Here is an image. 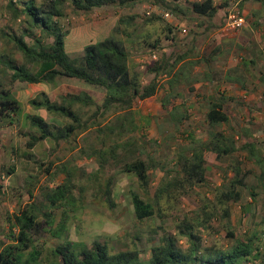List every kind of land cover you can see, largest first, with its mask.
Wrapping results in <instances>:
<instances>
[{"label":"rangeland","instance_id":"374dc122","mask_svg":"<svg viewBox=\"0 0 264 264\" xmlns=\"http://www.w3.org/2000/svg\"><path fill=\"white\" fill-rule=\"evenodd\" d=\"M36 1L38 4L43 2ZM201 1L205 0H146L125 6L114 4L86 13L77 11L71 1L66 0L62 7L63 17L57 20L68 33L65 40L67 53L75 59L83 56L86 45L112 36L121 19L134 17L131 25H120L125 34L116 33V37L123 41L129 53V67L141 86L154 80L155 75L150 68L155 63L169 60L172 64L178 57L187 55L177 67L178 70L185 66L183 72L186 76L175 75V70L171 76L159 77L156 94L135 103L134 123L127 127L130 130L120 138L118 133L111 134L106 140L109 144L114 140L126 141L135 137L142 147V158L154 166L150 170L151 185L144 190L134 174L122 173L112 167L113 160L111 167L104 171L100 170L96 155L86 158L94 149L102 147L99 137L104 136L98 134V129L112 125L119 115H124L119 109L113 108L106 115L91 119L96 106L75 104L73 108L82 121L89 123L90 128L86 132H78L71 144L61 141L56 146L52 139H47L33 150L27 148L29 136L37 130L31 126L25 110L30 101L41 93L29 84L12 83V72L4 63H23L22 54L11 38L20 37L30 29L27 16L21 14L28 0H13L14 7L20 12L18 16L9 6L10 0H0V88L15 89L13 94L15 97L19 94L22 106L20 113L0 117V251L18 243L12 238L20 232L15 217L20 216L26 206L36 203L41 208L38 227L30 233L33 246L23 253L22 261H30L34 251H38L40 256L36 264H50L59 261L54 255L57 247L74 243L73 247L80 249L81 245L92 247L95 242L106 244L111 253L137 250L141 259L147 261L152 248L167 235L176 237L179 247L186 251L188 240L179 235V229L188 224L196 227L200 221L205 225L198 229L205 252L228 249L236 239L255 234V245L261 255L243 264H264V165L262 168L256 165L240 149L248 141H254L258 154L264 160V98L259 99L261 91L252 81L258 79V73L264 67V57L257 43L258 36L264 34V0H213L219 8L213 19L199 17L193 12V4ZM176 5L181 12L174 14L171 8ZM235 8L241 10L246 25L239 31H227L228 15ZM166 13L170 16L166 17ZM150 19L152 22L147 23ZM30 34L25 37L30 45L38 38L49 45L54 41L40 28H32ZM189 63H194V66ZM31 70L38 71V66H32ZM242 79L245 82L249 80V88L241 89ZM235 80L241 88L232 85ZM57 81L53 87L48 86V91L52 100L59 104L69 95L87 91L96 105L104 102L105 90L101 87L82 81L77 84L65 77ZM171 81L175 82L171 85ZM222 98L226 99L224 111L230 121L212 127L207 113L212 102ZM176 108L188 115L178 128L170 117ZM55 117L48 122L52 126L63 127L71 123L67 118ZM213 131L234 137L239 150L223 158L205 152V183L194 188L177 189L171 200H163L162 205L156 208L154 217L137 220L132 193L151 202L164 180L181 179L176 163L179 152L187 150L186 154L190 155L189 139L193 136V139L204 142ZM9 152L14 161L10 162ZM2 164L4 167L1 168ZM11 166L15 169L12 174ZM65 166L73 173L70 203L63 208L52 209L43 196L48 189L66 181L68 175L62 172ZM237 166L243 170L245 185L238 188L241 200L228 205L231 212L229 227L222 209L217 207L215 196L228 179L234 178ZM109 178L113 179V208L105 199ZM64 210L68 221L62 230L59 223ZM203 212L210 213V219L207 220L208 216ZM49 213L54 220L52 226L47 224L45 216ZM230 230L235 233L234 239L228 236Z\"/></svg>","mask_w":264,"mask_h":264},{"label":"trees","instance_id":"16d2710c","mask_svg":"<svg viewBox=\"0 0 264 264\" xmlns=\"http://www.w3.org/2000/svg\"><path fill=\"white\" fill-rule=\"evenodd\" d=\"M77 11L91 12L94 9L118 4L125 6L127 3H134L146 0H70ZM158 2L162 0H157ZM66 0H43L38 4L36 0H28L24 4L21 14L27 16L30 23V29L25 31L20 37L13 36L11 42L19 50L23 57L22 65L16 64L14 61L4 63V66L12 72V83L24 84H53L58 78L65 77L82 81L90 86L101 87L105 90V99L102 105H96L95 100L88 92H82L79 95H69L63 100L62 104L53 101L46 93H41L39 97L30 101L29 106L34 110H46L48 114L67 118L71 120L70 124L63 127L52 126L46 120L39 116L28 115L27 119L31 126L37 130V133L31 134L27 142V148L33 150L40 142L52 139L56 146L61 141L72 143L78 132H86L90 127L88 122H83L80 114L74 110L75 104L85 107L96 106L97 110L91 116L96 119L104 116L113 108L124 112L119 115L116 122L105 128L98 129V134L104 137L101 139V149H94L91 154L87 155V159L97 156L100 170H107L111 167V160L119 172L126 174H134L140 187L147 190L151 185L150 170L153 165L142 158V147L137 144L135 137H130L126 141L114 140L107 144V137L118 133V137L123 135L128 125L134 123V105L137 101L147 100L153 97L157 92L156 80L163 76H171L187 55L178 57L172 64L169 60L157 62L150 69L154 73V80L146 85L141 86L137 76H134L129 67V53L121 39L116 37V33H123L121 24L131 25L134 17L121 19L115 32L108 39L102 42L89 44L84 47L83 56L81 58L71 59L66 50V37L68 35L57 20L63 17L62 7ZM9 6L13 9L15 15H19V11L14 7L13 0H10ZM174 14L181 12L179 6L171 8ZM219 8L215 6L213 0H205L193 4V12L199 17L213 19L218 13ZM154 17L153 19H155ZM153 19L147 21L151 23ZM156 20H159L157 18ZM40 28L45 35L51 36L54 41L51 45L43 42L38 38L30 45L26 40V36H31L32 28ZM171 32V29H169ZM156 46H153L155 48ZM198 64V63H197ZM192 67L194 63H189ZM32 66H38V71L31 70ZM185 67V66H184ZM184 67L177 70L175 75L185 77ZM175 81H171V85ZM1 87V84H0ZM13 92L16 90H7L0 88V117L5 115L18 114L21 112V104L15 97ZM226 99H218L212 102L207 113V120L212 127H218L229 123L230 118L224 111V102ZM172 122L178 128L180 124L187 119V112L181 113L179 108L172 111ZM133 131V130H131ZM106 133H109L107 135ZM106 134V135H105ZM190 140V148L179 152L176 166L179 167L182 174L181 179L174 178L172 181H163L156 190L154 198L151 202H147L144 198L136 193H132V204L134 207L135 217L139 221H145L156 215V208L162 205L163 200H171L177 189H185L187 187L194 188L197 185L204 184L206 180V158L205 152L216 154L217 158L229 157L239 149L236 145L234 137L228 136L225 132L213 131L209 134L206 141ZM248 155V159L253 161L261 168L264 165L263 158L258 154L256 143L248 141L241 148ZM15 171L11 166V174ZM49 170H47L48 172ZM68 177L66 181L58 185L54 189H48L44 193V198L52 209L63 208L67 206L71 198L72 175L67 167L62 168ZM171 173V172H170ZM234 178L228 179L218 190L215 196L217 207L223 211L227 224L230 225L231 212L229 209L230 202H238L242 198L239 187L245 185L243 170L240 166L234 168ZM167 177L169 174L166 173ZM113 179L109 178L106 184L105 199L110 208L114 207ZM30 196L33 193L29 191ZM255 196V195H253ZM47 205V206H48ZM48 206V207H49ZM215 206V210H216ZM204 210H207L206 208ZM41 212L40 206L36 203L26 206L20 216L15 217L16 226L20 232L18 236L12 235V238L18 243L8 245L0 251V264H36L40 256V252L34 251V255L30 261H22L25 251L33 246V240L30 233L38 227V217ZM67 211L64 210L62 219L59 223L60 229H65L68 221ZM206 214L207 220L211 214ZM47 224L53 225L54 220L52 214H46ZM50 221V222H49ZM205 227L200 221L195 227L188 224L179 229V235L187 238L188 249L183 251L178 244L176 237L167 235L161 239L159 245L154 246L151 256L147 261L141 259L137 250H123L117 253H111L110 248L106 244L95 242L92 247L81 245L78 249L74 243H67L57 247L54 255L59 261L50 264H243L257 259L261 253L256 247L255 241L257 235L252 234L243 239H236L234 245L228 249H216L204 251L202 237L198 233V229ZM13 228V227H12ZM228 236L235 238V233L230 230ZM33 260V262H31Z\"/></svg>","mask_w":264,"mask_h":264},{"label":"crops","instance_id":"0c3cea01","mask_svg":"<svg viewBox=\"0 0 264 264\" xmlns=\"http://www.w3.org/2000/svg\"><path fill=\"white\" fill-rule=\"evenodd\" d=\"M259 8H261V6H259ZM257 40H258L257 41L258 46L261 49V52H262L263 57H264V34H260L258 36ZM241 60H243V58H241ZM263 66H264V61H263ZM69 79H71V78H69ZM71 80H74L75 82H77V84H79V80L78 81H76V79H71ZM242 80H243L242 88H241V85L236 80L234 81V83H232V85H234V87L238 86L241 89H245L246 86H247V88H249L250 87L248 85L249 84V80H247L246 82H245V79H242ZM252 81L254 82V86H257L258 89L261 91L259 99L264 98V67H263L262 71H260L258 73V79L256 81L253 79ZM57 82L58 81H56L53 84H45V83H42V84H29V86H34V88H37L40 91V93H46L52 99V96L49 94V91H48V86L53 87L55 84H57ZM82 86H84V85L82 84ZM82 89H84V88H82ZM84 91H86V90H84ZM16 98L18 99V101L21 104V100H20L19 94L18 95L16 94ZM259 103L261 104V101ZM21 108H22V106H21ZM25 113L27 114V116L28 115L39 116V117L43 118L44 120H46L47 122H49L51 120V118L55 117L53 115L51 116V114H48L46 110H43V109L42 110H34L30 106L27 107V109L25 110ZM14 115H16V114H12V116H14ZM9 153H10V158H9L10 162H11V160L14 161V158L12 157V153L11 152H9ZM2 167H4L3 164L1 165V168Z\"/></svg>","mask_w":264,"mask_h":264},{"label":"built area","instance_id":"2783aa9c","mask_svg":"<svg viewBox=\"0 0 264 264\" xmlns=\"http://www.w3.org/2000/svg\"><path fill=\"white\" fill-rule=\"evenodd\" d=\"M165 16L169 17L170 14L166 13ZM245 25H246V20L241 10L237 8L233 9L228 15V18L226 21V30L227 31H239L242 28H244Z\"/></svg>","mask_w":264,"mask_h":264}]
</instances>
